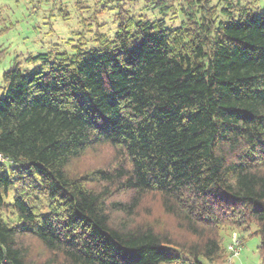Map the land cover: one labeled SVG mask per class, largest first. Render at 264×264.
<instances>
[{
	"label": "trees",
	"instance_id": "16d2710c",
	"mask_svg": "<svg viewBox=\"0 0 264 264\" xmlns=\"http://www.w3.org/2000/svg\"><path fill=\"white\" fill-rule=\"evenodd\" d=\"M147 1L160 18L121 7L96 47L3 71L0 264H227L231 232L264 264V10L184 0L170 26ZM100 146L114 165L73 173Z\"/></svg>",
	"mask_w": 264,
	"mask_h": 264
},
{
	"label": "rangeland",
	"instance_id": "374dc122",
	"mask_svg": "<svg viewBox=\"0 0 264 264\" xmlns=\"http://www.w3.org/2000/svg\"><path fill=\"white\" fill-rule=\"evenodd\" d=\"M217 1L211 0V4H217ZM240 1L250 2L254 14L264 10V0ZM180 4L185 5L184 0H173L175 11L169 12L165 18L168 25L177 26L180 23ZM148 6L147 0H0V87L3 71L15 62H19L21 69L32 67L25 62L29 55L46 53L55 46L71 54L79 43L83 50L91 49L97 46L94 40L96 31L112 37L117 25L115 15L121 7L134 15L161 17ZM220 18L225 20L223 16ZM114 160L112 149L100 146L72 162L70 169L73 173L93 171L99 166L110 169ZM112 189L115 191L114 187ZM115 195L118 197L119 193ZM144 208L150 210L151 214L147 216ZM140 213L139 218H156L169 223L162 216L159 204H154L148 196L143 201ZM234 236L240 247L239 254L230 260L228 258L227 264H262L257 249L259 238L256 235L245 237L241 246L235 232L223 233L224 244L228 245ZM33 249L35 254L39 248L34 246Z\"/></svg>",
	"mask_w": 264,
	"mask_h": 264
},
{
	"label": "built area",
	"instance_id": "2783aa9c",
	"mask_svg": "<svg viewBox=\"0 0 264 264\" xmlns=\"http://www.w3.org/2000/svg\"><path fill=\"white\" fill-rule=\"evenodd\" d=\"M239 245H238V240L237 238H235V236L232 238V241L230 243H228L227 245V250L229 252V260L230 258L236 256L237 254H239Z\"/></svg>",
	"mask_w": 264,
	"mask_h": 264
}]
</instances>
